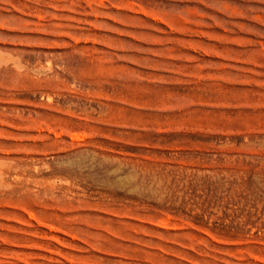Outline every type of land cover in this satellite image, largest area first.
<instances>
[{
    "label": "rangeland",
    "instance_id": "1",
    "mask_svg": "<svg viewBox=\"0 0 264 264\" xmlns=\"http://www.w3.org/2000/svg\"><path fill=\"white\" fill-rule=\"evenodd\" d=\"M0 264H264V0H0Z\"/></svg>",
    "mask_w": 264,
    "mask_h": 264
}]
</instances>
